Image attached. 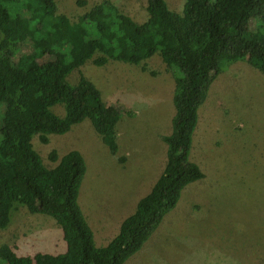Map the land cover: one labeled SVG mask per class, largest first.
I'll use <instances>...</instances> for the list:
<instances>
[{"label": "trees", "instance_id": "1", "mask_svg": "<svg viewBox=\"0 0 264 264\" xmlns=\"http://www.w3.org/2000/svg\"><path fill=\"white\" fill-rule=\"evenodd\" d=\"M145 9L147 18L137 22L111 0H100L70 21L54 0H0V228L21 205L51 216L65 242L57 254H17L3 243L0 264H123L176 205L182 189L204 176L190 147L198 108L221 66L246 60L264 72V30L255 37L247 29L255 19L264 27V0H184L180 12L165 0H146ZM69 26L76 31L73 41ZM156 52L168 68L182 71L174 77L171 131L161 135L165 164L117 233L99 246L77 200L86 171L83 155L70 149L58 156L52 149L48 156L55 164L49 167L31 138L38 134L46 143L49 134H63L88 118L116 154L119 107L103 101L89 78L80 75L72 84L67 75L88 60L146 69L144 60ZM57 103L64 106L63 116L52 109Z\"/></svg>", "mask_w": 264, "mask_h": 264}, {"label": "rangeland", "instance_id": "2", "mask_svg": "<svg viewBox=\"0 0 264 264\" xmlns=\"http://www.w3.org/2000/svg\"><path fill=\"white\" fill-rule=\"evenodd\" d=\"M85 1L79 5L76 0H54L57 12L70 21L100 0ZM111 1L137 22L147 18L146 0ZM165 1L178 12L184 2ZM247 29L256 37L264 27L255 19ZM67 31L73 41L76 31L72 26ZM161 59L157 52L146 58V69L117 60L103 65L88 60L67 75L72 84L80 75L89 78L100 89L103 101L119 107L116 154L109 152L88 118L72 123L66 134H49L46 143L38 134L31 138L49 167L55 164L48 156L52 149L60 156L76 146L86 158L77 199L85 217L97 220L102 213L112 219L110 211L115 208L124 216L132 205L123 202H135L146 192L139 188L140 181L144 182L145 166L156 164L157 152L134 142L143 135L152 137L157 126L163 132L160 139L169 131L175 110L174 77L182 76L178 67L168 68ZM52 109L60 116L65 114L62 103ZM140 152L145 158L132 168ZM119 156L124 160L119 161ZM190 158L204 176L182 189L176 205L163 214L149 238L123 264H264V72L246 60L221 66L198 108ZM96 236L100 242L107 238L97 232ZM3 243L17 254H57L65 249L59 224L21 205L11 210L9 225L0 228Z\"/></svg>", "mask_w": 264, "mask_h": 264}, {"label": "crops", "instance_id": "3", "mask_svg": "<svg viewBox=\"0 0 264 264\" xmlns=\"http://www.w3.org/2000/svg\"><path fill=\"white\" fill-rule=\"evenodd\" d=\"M173 114H174V112H173ZM116 126H117V124H116ZM151 127L152 126H150L149 128H151ZM155 129H156V132L151 135L152 137H147V136L143 135L141 137H138L139 138L138 142H134V143H137V146L140 144V146H142L143 148L155 150L157 152L156 164L153 167H150V165L145 166L147 168V170L145 171L144 175L142 176V178L144 179V182L140 181L141 186L139 188L145 189L146 190L145 194L150 190V188L153 186L152 184L154 183V181L156 180V178L160 174V172L157 173V167L160 165V166H162L160 169H163V166L165 164V159H166V144L163 140H161L159 138V134L163 133V132H161L159 126L155 127ZM170 131H171V127L167 133H169ZM64 134H66V133H64ZM147 134L148 133H146L145 135H147ZM71 149H78V147L73 146ZM68 150H66V151H68ZM138 155L134 156L135 158H137V161H136V159H134V160H132V164H130V166L132 168H135L137 166V164H139L145 158L144 152H140ZM138 158H140V160H138ZM151 159H152V156H151ZM153 174H154V176H153V178H151ZM145 194H143V195H145ZM141 197H139V198H141ZM139 198H137L135 200V202H132V200L130 202H125V201L123 202L124 206L132 205L131 208H127V212L131 213L135 209L136 203L139 200ZM98 209H101V208L100 207H94V210H98ZM110 212L113 214L112 219H109L107 217V214H102V213L100 215H97L98 216L97 220H93V218L90 219V218L86 217L88 219V223H89V225L93 231L94 241L97 245H105L117 233V232L115 233V230L117 227L119 228V225H120V222L122 221V219L129 214V213H127V214H124V216H120V209H117V208L111 210ZM85 216H86V214H85ZM111 221H113L115 223V229H113L114 226H113ZM96 232L99 233L100 236H103L104 238L107 237V238L105 240H103V242H100V240L96 236Z\"/></svg>", "mask_w": 264, "mask_h": 264}]
</instances>
